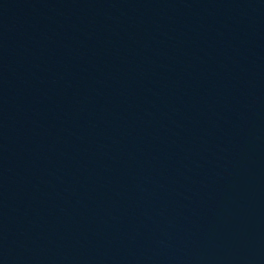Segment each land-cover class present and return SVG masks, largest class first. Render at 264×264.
Wrapping results in <instances>:
<instances>
[{
  "label": "water",
  "instance_id": "95a60500",
  "mask_svg": "<svg viewBox=\"0 0 264 264\" xmlns=\"http://www.w3.org/2000/svg\"><path fill=\"white\" fill-rule=\"evenodd\" d=\"M0 264H264V0H0Z\"/></svg>",
  "mask_w": 264,
  "mask_h": 264
}]
</instances>
